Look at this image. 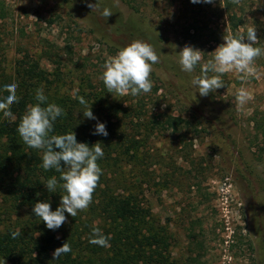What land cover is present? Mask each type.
Instances as JSON below:
<instances>
[{"label": "rangeland", "instance_id": "1", "mask_svg": "<svg viewBox=\"0 0 264 264\" xmlns=\"http://www.w3.org/2000/svg\"><path fill=\"white\" fill-rule=\"evenodd\" d=\"M219 1L138 0L135 13L120 0H98L93 10L87 3L96 0H0L1 81L23 84L26 94L43 88L46 102L69 111L89 144L97 122L105 124L103 157L110 163L121 154L124 172L144 174L139 198L157 223L156 264H264V135L255 134L253 120L264 123V55L254 61L259 79L226 73L225 87L208 96L191 83L201 67L186 73L178 62L185 46L202 51L205 63L225 42ZM250 4L258 10L264 0ZM104 8L113 14L105 18ZM259 16L264 24V10ZM135 40L159 56L151 91L108 93L100 79L106 61ZM241 87L253 99L238 108ZM75 97L96 119L83 116ZM168 116L189 126L161 129ZM109 176L102 180L115 182ZM15 216L7 223L23 226ZM97 222L84 229L87 236Z\"/></svg>", "mask_w": 264, "mask_h": 264}, {"label": "trees", "instance_id": "2", "mask_svg": "<svg viewBox=\"0 0 264 264\" xmlns=\"http://www.w3.org/2000/svg\"><path fill=\"white\" fill-rule=\"evenodd\" d=\"M120 1L133 12H139L138 0ZM251 1L253 0H239V3H233V0H220V16L225 20L227 37H237L241 34L246 36L248 28H255L258 42L254 46L262 49L264 24L259 13L264 10V5L259 4L256 10L250 4ZM4 15L0 13L1 18ZM9 83L13 82H3L0 79V99L8 95L3 88ZM16 94L19 102L11 106L15 121L0 114V264H35L36 260L39 264H52V261L63 264V260L69 264H156V256H161L155 232L157 223L153 216L146 214V208L139 198L142 191L141 178L144 174L136 172V168L124 172L119 166L122 161L121 154L116 162L111 160L108 163L106 156L98 159L102 175L93 194L92 203L87 211L78 212L74 218L65 213L67 222L59 228V239L55 235L57 230L48 229L45 223L35 216V203L48 202L51 210L55 211L60 205L61 195L65 193L59 187V183H62L59 181L60 173L54 169L45 171L41 167L43 150L29 148L17 132L18 124L28 105L38 103L36 93L29 91L26 94L23 84L20 83ZM23 94L26 96L23 97ZM69 115L68 111L66 115L57 118L53 134L73 131L77 142L87 143L89 146L101 142L103 149L108 148L109 145L103 143L105 136L101 135L95 136L94 142L89 144L86 140L87 134L76 128L77 122ZM253 120L256 123L255 129L259 131L255 134L264 135V123L260 125V120L256 117ZM158 124L161 129L171 130L173 133L179 132L181 127L189 126L186 120L172 116ZM109 175L113 176L115 182L102 180L107 179ZM53 176L57 177L58 187L55 193H50L45 184ZM148 182H151L150 178ZM21 211L24 213L18 214ZM14 216L15 222L20 220L24 225L20 224L18 228V225L14 226L13 221L7 223L8 217L13 220ZM93 220L98 221L97 228L105 236H110V247L89 243V239L93 238L92 234L87 236L84 229H88ZM17 229L21 231V235L13 239L11 233ZM65 242L71 246V252L54 260L51 252ZM35 254L37 257H34Z\"/></svg>", "mask_w": 264, "mask_h": 264}, {"label": "clouds", "instance_id": "3", "mask_svg": "<svg viewBox=\"0 0 264 264\" xmlns=\"http://www.w3.org/2000/svg\"><path fill=\"white\" fill-rule=\"evenodd\" d=\"M191 2L212 3L213 0H191ZM233 3H239V0H233ZM87 6L92 10L97 8L98 0L96 3L88 2ZM112 14L111 9H103L102 15L105 18ZM224 41L212 52V59L205 63H202L204 53L192 46H185L179 52L178 62L182 71L193 73L198 65L201 67V75L194 76L191 81L201 96H208L217 89L225 87L222 77L226 73H236L245 82L253 77L259 79L254 61L264 55V49L254 46L258 42L255 28H248L246 36L243 34L237 37L228 36L224 37ZM159 62V56L150 44L135 40L120 49L115 57H110L106 61L100 79L108 93L115 92L119 96L146 94L153 87L150 79L153 65ZM209 73L213 75L209 76ZM17 88L18 85L15 82L4 85L3 90L8 95L0 99V112L5 118L13 121L16 117L11 111V106L19 102L16 94ZM35 98L38 103L28 105L27 111L18 124L17 132L29 148L43 150L41 167L45 171L54 169L60 173L59 181L62 183H59V187L65 194L61 195L59 207L52 211L48 202H37L33 207L35 216L39 217L48 229L55 230L67 222L65 213L74 218L78 212L87 211L89 208L102 175V169L97 161L104 156V151L101 142L92 146L77 142L73 131L60 135L53 134L54 122L58 117L66 115V112L54 103L47 104L46 107L41 106L47 101L43 88L36 90ZM75 98L85 107L83 116L96 119L85 99ZM235 99L237 107L240 108L252 100L253 96L251 92L241 87ZM93 135L107 137L105 124L97 122ZM45 187L50 193H55L58 187L57 177L53 176L48 179ZM20 235L19 229L11 233L13 239ZM92 237L89 239L90 244L110 247V236H105L99 228L93 227ZM71 250V246L65 242L55 249L53 259L57 260L70 253Z\"/></svg>", "mask_w": 264, "mask_h": 264}]
</instances>
